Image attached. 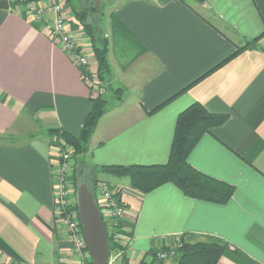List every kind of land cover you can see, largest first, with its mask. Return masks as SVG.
<instances>
[{
	"label": "crops",
	"instance_id": "1",
	"mask_svg": "<svg viewBox=\"0 0 264 264\" xmlns=\"http://www.w3.org/2000/svg\"><path fill=\"white\" fill-rule=\"evenodd\" d=\"M96 2L105 6L98 25L110 72L93 86L45 27L53 14L37 22L0 9V264L73 263L55 211L61 147L49 131L79 137L101 92L108 109L84 157L102 175L94 184L108 183L126 207L129 264L155 263L154 253L179 240L227 244L218 264H264V0H78ZM66 12L68 30L94 57ZM194 103L228 116L188 157L234 187L228 203L190 198L171 183L143 194L129 178L98 171L166 164L178 116ZM178 254L160 262L176 264Z\"/></svg>",
	"mask_w": 264,
	"mask_h": 264
},
{
	"label": "trees",
	"instance_id": "2",
	"mask_svg": "<svg viewBox=\"0 0 264 264\" xmlns=\"http://www.w3.org/2000/svg\"><path fill=\"white\" fill-rule=\"evenodd\" d=\"M65 8L73 13L74 17L80 22L84 35L88 36L94 59L97 64L98 78L104 83L109 78L110 66L108 62L109 41L100 35L98 20H90L94 15L95 7L88 5L82 7L78 4V0H62ZM204 3L206 0H195ZM21 2L12 3L10 7H18ZM255 46V40L250 41L247 45L232 54L229 58H233L244 49ZM228 59V60H229ZM226 60V61H228ZM224 61L223 63H225ZM216 69V68H215ZM109 101L104 93H100L93 100L92 109L88 113L83 129L79 137H74L60 130H50L51 136H56L54 144L61 147V152L69 149L73 158L77 155L84 156L89 149L90 141L95 133L102 117L106 114ZM228 116L212 114L200 103H194L178 116L173 143L169 160L164 165H109L98 168L99 172L110 173L117 177H127L131 181V186L143 194L154 191L164 184L171 183L177 186L184 195L198 200L213 202L216 204H226L234 194V187L226 182L217 180L213 177L205 175L195 169L188 162V157L196 147L200 139L207 133H211L213 129L218 128L226 123ZM78 171H86V166L82 165L81 169H74L71 181L78 190ZM83 178L80 182L88 181V175L82 172ZM80 183V184H81ZM98 182L90 189L95 195ZM118 197V195H116ZM119 198V197H118ZM77 211V209H76ZM105 220V219H104ZM108 228V223L106 222ZM118 231L125 236L126 230L122 223H119ZM109 245L112 257H119L120 264H129L127 256V247L121 243L114 241L113 237H109ZM228 245L221 243L182 242V247L178 249L179 254L176 264H218L221 257L227 251ZM148 264V263H143ZM151 264H163L159 260Z\"/></svg>",
	"mask_w": 264,
	"mask_h": 264
},
{
	"label": "built area",
	"instance_id": "3",
	"mask_svg": "<svg viewBox=\"0 0 264 264\" xmlns=\"http://www.w3.org/2000/svg\"><path fill=\"white\" fill-rule=\"evenodd\" d=\"M11 6L17 1L23 3L16 7L20 15H28L37 22H43L44 15L51 13L54 16L53 22L45 27L49 30L53 41L57 42L71 60L84 70V80L89 84H96L98 73L94 57L80 46L79 41L68 30V13L62 0H6ZM57 170L54 173V198L55 211L58 221L71 243L72 264H92L91 256L88 252L84 238L82 226L80 224L78 211L75 209L77 201L76 192L69 176L73 173V156L70 150L62 151L59 154ZM117 192L106 182H98L95 190V200L101 211L105 223H108L109 237L114 241L123 244L128 243V238L118 231V226L126 217V207L117 196ZM182 247V241H178L176 246L154 253V258L165 261L176 255L178 249Z\"/></svg>",
	"mask_w": 264,
	"mask_h": 264
},
{
	"label": "water",
	"instance_id": "4",
	"mask_svg": "<svg viewBox=\"0 0 264 264\" xmlns=\"http://www.w3.org/2000/svg\"><path fill=\"white\" fill-rule=\"evenodd\" d=\"M9 8L8 1L0 0V9ZM76 197L78 216L92 264H109L108 229L87 180L79 185Z\"/></svg>",
	"mask_w": 264,
	"mask_h": 264
},
{
	"label": "rangeland",
	"instance_id": "5",
	"mask_svg": "<svg viewBox=\"0 0 264 264\" xmlns=\"http://www.w3.org/2000/svg\"><path fill=\"white\" fill-rule=\"evenodd\" d=\"M84 2H85V0H83ZM92 1V0H91ZM95 1V0H94ZM99 3H101V2H96V3H90V5H93L94 7H95V9H97L96 11H95V13H94V15H91V17H90V20H92V21H94V20H98V18H99V16H100V14H99V12H101V11H103V9H104V5H102V4H99ZM85 6H89L90 7V5H88L87 3H83ZM85 6H84V8H85ZM108 99H110L109 98V95L108 96H106ZM65 150V149H64ZM69 150V149H68ZM67 150V151H68ZM66 151V150H65ZM76 162H77V170L79 169H81V166L82 165H84V163H85V161H86V163H87V166H86V169H87V172L86 171H78V187H79V185H80V180L83 178V173L82 172H85V173H87V175H88V185H89V188L90 189H94L93 188V186H94V181H95V179L97 178V179H101V174H99L98 172H96L95 173V175H93L94 174V172H93V174L90 172V169H91V161H90V158H85L84 156H81V155H77L76 156ZM83 183V182H82ZM73 185V187H74V190H75V192H76V187L74 186V184H72ZM75 200L77 201V197H75ZM96 201V200H95ZM77 208V206L75 205V209ZM127 247V246H126ZM92 260V259H91ZM109 264H119V262L117 261V259L116 258H111L110 259V263Z\"/></svg>",
	"mask_w": 264,
	"mask_h": 264
}]
</instances>
